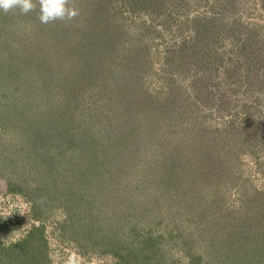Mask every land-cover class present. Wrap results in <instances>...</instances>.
I'll list each match as a JSON object with an SVG mask.
<instances>
[{
    "label": "rangeland",
    "instance_id": "rangeland-1",
    "mask_svg": "<svg viewBox=\"0 0 264 264\" xmlns=\"http://www.w3.org/2000/svg\"><path fill=\"white\" fill-rule=\"evenodd\" d=\"M31 2L33 9L38 6L32 13L19 7L0 9V264H126L132 242L139 257L130 259V264H236L243 256L247 264L252 255L263 253L264 242L253 245L255 239H264V147L257 149L263 145V133L256 137L259 146L252 147L251 142L236 148V140L231 142L233 150L221 152L226 154L224 164L205 167L200 181L182 175L162 177L166 204L157 209L150 203V197L160 194L153 184L158 170L170 162L160 148L173 139L167 126L170 118L165 114L157 118V129L152 122H138L139 135L128 116H141L144 109L127 102L122 106V99L125 84L140 76L143 91L138 89L131 99L139 105H145L151 95L164 104L178 92L172 88L174 75L163 58L167 47L149 29L160 19L152 22L134 13L129 1H118L117 10H104L101 17L100 0H66L76 15L58 19L63 25L61 43L41 49L36 40L42 32L35 31L42 14L40 0ZM95 12L99 23L82 28L83 14L90 18ZM254 13L255 23L264 24V18L256 19ZM110 24L116 29L114 35L106 30ZM104 34L112 37L102 47ZM106 45H114L110 50L125 56L141 51L145 61L137 67L139 76L129 75L126 61L97 68L91 61L86 65L64 62L65 54L75 47L91 59L101 53L105 59ZM97 72L99 79L94 78ZM180 83L182 88L191 85L183 78ZM63 86L65 92L74 87L76 96L69 117L60 114ZM231 89L232 100L248 99L244 91L236 93V84ZM257 114L264 131V104ZM59 115L68 124L63 126ZM193 117L186 119L191 122ZM205 120L210 125L216 122L211 117ZM55 130L66 138H57ZM128 133L131 137L122 143L117 140ZM136 136H140L138 144L132 143ZM89 185L101 200V205L96 201L97 211L74 201L75 197L85 203L82 198L87 199ZM135 192L140 197L144 193L141 199L145 200L139 202L138 219L131 205ZM129 197L131 202L126 200ZM166 208L172 209L167 219L160 213H168L162 210ZM114 234L116 239L111 238Z\"/></svg>",
    "mask_w": 264,
    "mask_h": 264
},
{
    "label": "trees",
    "instance_id": "trees-1",
    "mask_svg": "<svg viewBox=\"0 0 264 264\" xmlns=\"http://www.w3.org/2000/svg\"><path fill=\"white\" fill-rule=\"evenodd\" d=\"M100 1L102 3V11L99 13L101 17L104 10L107 13L108 11L112 13L113 10H117L115 6L118 1H129L133 3L130 4V9L134 13H142L149 17L152 22L154 20L158 21V19L161 21L153 26L149 25V29L153 30L161 44L167 47L163 58L167 60V65L172 70L170 74L174 75L170 79L171 84L173 83L172 88L177 89L178 92L174 96L168 97L164 104L162 102L160 104L157 103L159 100H156L155 96L151 95L146 97L147 100H144L145 105L143 103H141L143 105H139V102L137 104V101L134 102L131 99L132 97L135 98L138 89L140 93L141 90L143 91L142 86L139 85L142 80L141 76L136 82L131 83L132 86L131 84H125L127 87L126 94L122 91V94H125L122 99V106L123 103L127 102L132 107L136 106L137 109H144L141 116L139 115L135 118L128 116V122L132 125L130 127L135 128L136 133L142 128L141 123L139 124L138 122H152V128L157 129V118H162L164 114L170 118L167 126L172 128L170 132L173 134L171 137L173 139L170 143L167 141L165 143L162 142L160 145L161 154H167V159L170 162L161 164L162 168H165L160 171L161 173L158 170L157 175L159 177L157 178L159 179L156 178L153 181L155 188L158 189V192L160 191V194L156 191L157 194L149 198L151 205H156L155 207L159 209L161 208L160 205L166 204L164 191L160 189V187L165 188L162 185L163 182L161 183L162 177L164 179H175L183 176V179L188 178L200 181L206 174L204 172L206 171L205 167H208V165L213 167L220 163L224 164L223 161L226 154L221 152L228 153L233 150L234 145H231V142L236 140V148L238 144L244 148L251 142L253 144L252 147L260 145L258 143L261 141L257 140L256 137L260 133L264 135L259 119L260 116L257 114L264 104V24L255 23L254 12H256V19L264 18V0H215V2H209V0ZM37 9L38 6L34 7V9L32 8L30 13ZM97 12L90 15V18L87 16L88 13L83 14L85 15L83 17L84 20L80 21V23L83 22L86 25L83 24L82 28L86 30V28L91 26L92 29L93 26L99 23L98 20L100 18ZM36 24L35 31L42 32V34H39L42 37L37 36L36 40L37 44L40 45L39 47L42 46L41 49L47 46H54L56 42L61 43V27L63 25L60 20L56 19L47 23L40 20ZM110 26L112 24L106 30L113 31L114 35L116 29L110 28ZM101 30H103L102 27ZM106 37L105 41L104 39L101 41L102 47L107 42V39L112 36L107 34ZM97 41H100L99 37ZM111 46L114 45H106L108 48H104L107 51L105 59L101 53V56L96 60L91 59L87 54L80 53L76 47L75 49H69L70 53L65 54L64 62L72 65H81L82 63L86 65L88 61H91L90 65H94L97 68L96 65H121L122 62L126 61L127 65H129L127 68L129 75L139 76L138 69L145 61L144 54L141 51H131L126 56L122 53L116 54L115 48L110 50ZM90 50L87 49V51ZM96 50L99 51V49ZM100 75V72H97L94 78L97 77L99 79ZM190 76H193V78H190ZM181 78L191 81L190 87L182 88L180 86ZM212 80L218 82V86L216 84L212 86ZM63 84L65 85L66 82L63 81L61 85ZM233 84H236V93L244 91L248 96L246 101L236 102V100H232L235 96L234 89H231ZM224 85H229V88L225 89ZM70 88L65 92V86H63V93L60 99V114H72L70 110L73 109L72 105L76 96L73 94L74 87ZM231 90L232 93H230ZM143 94L147 95L146 92ZM178 94H184L185 96L183 98L177 97ZM12 102L14 103V101ZM155 105L159 108L156 109ZM209 111L210 114H208ZM193 116L196 118L188 122L187 119H192L194 118ZM204 117L214 118L216 122L213 125L207 124ZM59 119L65 121L63 126L64 124L66 125V117L59 115L57 120ZM181 121H184L185 124L181 123ZM128 132H130V129ZM144 132L146 131L144 130ZM53 133L57 135V138H66L62 136V131L57 132L55 130ZM131 133L121 135V138L118 137L117 140L122 143L126 136L131 137ZM231 134H235L232 140L230 138ZM42 135L43 138L44 136L46 137L45 134ZM139 140L140 136H136L132 143L138 144ZM156 140H158V137L155 138L154 142ZM59 142L61 143V140ZM65 143L68 144L64 140L63 144ZM263 145L257 149H263ZM170 147L172 148L171 152H169ZM185 157L189 158L185 160ZM206 158L210 159V163H208ZM191 160L193 162L190 164ZM86 190L84 195H88V197L87 199H85L86 196L82 198L85 203L75 197L74 201L77 200L76 203L78 205L85 204L91 211H97L96 201L98 205H101V200H98V194L95 193L97 190H92L90 185ZM70 196L73 195L70 194ZM143 196L144 193H142L141 197L136 193V196L132 197L134 198L131 203L134 217H137L135 213L138 214L139 212V202L145 201L141 199ZM132 198L129 197L126 200L131 202ZM167 203L169 202L167 201ZM128 208L130 209V205ZM166 209L162 210L168 213L160 212L165 219L171 216L172 210ZM129 211L131 212V210ZM116 236L117 234H114L111 238L114 239ZM104 238H107L106 234H104ZM259 242H264V239H255L253 245H257ZM135 244V242L130 243L133 248H131L132 252H129L128 249L129 254L125 257L126 264L132 262L130 259L139 257L138 249H134ZM256 254L252 255L251 260L247 264H264V252L260 255ZM243 257L238 258L236 264H245ZM148 260L150 259H146V262Z\"/></svg>",
    "mask_w": 264,
    "mask_h": 264
},
{
    "label": "clouds",
    "instance_id": "clouds-1",
    "mask_svg": "<svg viewBox=\"0 0 264 264\" xmlns=\"http://www.w3.org/2000/svg\"><path fill=\"white\" fill-rule=\"evenodd\" d=\"M19 7L23 12L33 8L31 0H0V9L7 11ZM40 20L44 23L65 17L71 18L76 15L75 10L66 6V0H40Z\"/></svg>",
    "mask_w": 264,
    "mask_h": 264
}]
</instances>
